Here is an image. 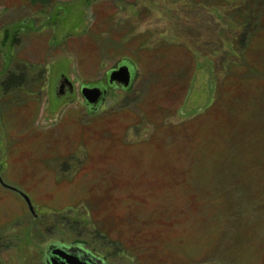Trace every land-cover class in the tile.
Segmentation results:
<instances>
[{
    "label": "rangeland",
    "instance_id": "1",
    "mask_svg": "<svg viewBox=\"0 0 264 264\" xmlns=\"http://www.w3.org/2000/svg\"><path fill=\"white\" fill-rule=\"evenodd\" d=\"M49 1L0 0V72L41 76L19 118L0 113L2 180L36 207L0 190V264H46L52 244L106 264H264V0ZM243 5L257 17L239 30ZM125 63L129 88L89 113L82 87ZM61 76L73 91L55 96Z\"/></svg>",
    "mask_w": 264,
    "mask_h": 264
},
{
    "label": "flooded vegetation",
    "instance_id": "2",
    "mask_svg": "<svg viewBox=\"0 0 264 264\" xmlns=\"http://www.w3.org/2000/svg\"><path fill=\"white\" fill-rule=\"evenodd\" d=\"M126 65H128L129 67H131L130 64L125 63ZM29 67V65H26ZM15 70L13 71L12 68H8L6 70H4V72H0V76L2 75V77H0V113H4L5 114V118H6V122L10 123V120L15 119V118H19L18 117V112L15 113L16 110L20 109L23 107V105L25 103H27L26 101H37L36 100V96L40 94L41 90H38V88L36 87V84H29L30 82L36 83L38 79L41 78V76L39 75H35L33 76V78H28L27 76V71H22L21 69L18 68V65H14ZM31 67V66H30ZM29 67V68H30ZM27 68V67H26ZM4 69V68H3ZM34 72L36 71V68H33ZM42 74V73H41ZM133 72H132V79H133ZM14 80V82H12ZM41 80V79H40ZM30 81V82H29ZM109 80L107 79L106 84H99L93 87H98L102 93H104V95L101 96V98L98 100V102L96 103V105H89L86 103L85 101V108H87L89 110V113H93V112H97L99 108H101V106L105 105L106 103L110 102V100L112 99V96H110V93H114L111 92L110 89H112V91H116V89H120V85L117 83H113L112 85H110V83H108ZM70 81L66 78H64L63 76L57 78L55 80V83L53 85V91L55 96L61 94H65V93H71L73 91V86L70 87ZM30 96L28 98V100L25 101H21L20 97L21 96ZM20 100V102H19ZM20 103H23L20 105ZM109 105V103H108ZM14 110V113H13ZM1 118V117H0ZM15 138L14 136H11L9 138V143L12 142V139ZM15 140V139H14ZM0 170H1V165H0ZM14 188L17 189L15 187H12L8 184H6L3 180H2V173L0 172V190H6L9 191L10 193H14L16 195H18L19 198H21L23 204H25V207L27 208V204L26 202H24L25 200L21 197V195L13 190H11L10 188ZM19 190V189H17ZM22 191V190H20ZM19 191V192H20ZM25 195H27L29 197L28 194H26L24 191H22ZM36 209V207L34 206V210ZM37 216V215H36ZM34 216V218L36 219L37 217ZM3 238H0V244H2L3 242ZM6 242L9 241L5 240ZM5 246H7L8 243H3ZM3 245V246H4ZM1 246V245H0ZM83 251L82 256L85 255V262L87 264H106L105 260L101 257H99L98 255H94L93 251L91 252L90 250H86L83 248H80ZM79 252V251H77ZM51 261V260H50ZM58 264H60V262H58Z\"/></svg>",
    "mask_w": 264,
    "mask_h": 264
},
{
    "label": "water",
    "instance_id": "3",
    "mask_svg": "<svg viewBox=\"0 0 264 264\" xmlns=\"http://www.w3.org/2000/svg\"><path fill=\"white\" fill-rule=\"evenodd\" d=\"M108 80L110 85L113 83L119 84L124 89L129 88L132 82V67H129L126 64L120 65L117 69L110 72L108 76ZM72 87V84H69ZM81 94L89 105H96L98 100L101 98L104 93L98 87H82ZM10 188V187H9ZM11 190L19 193L21 197L25 200L30 212L34 213V207L30 201V198L25 195L22 191L10 188ZM79 251V253L83 254V251L80 248H66L65 246L52 244L47 248L46 253V264H87L85 262V255L80 257L75 252ZM51 260V261H50Z\"/></svg>",
    "mask_w": 264,
    "mask_h": 264
},
{
    "label": "trees",
    "instance_id": "4",
    "mask_svg": "<svg viewBox=\"0 0 264 264\" xmlns=\"http://www.w3.org/2000/svg\"><path fill=\"white\" fill-rule=\"evenodd\" d=\"M29 2H31V4L32 5H36V4H38V3H43V5H47L48 3H50V1L49 0H28ZM39 1V2H38ZM174 1H176V2H178V3H181V4H187V2H189V1H191V2H195V3H200V2H202V3H204V2H206V1H209V0H174ZM214 1H217L218 3L220 2V3H222V0H214ZM226 1H228V0H226ZM236 2H235V4H232V5H234L233 7H229V5L230 4H228V3H230V2H232L233 3V0H231L230 2H228L227 4H223L222 5V7L220 6V8H223V9H228L229 11H234L237 7H239V9L241 8V5L239 6H237V4L236 3H238V1L239 0H235ZM242 1V0H241ZM218 3H216V4H218ZM40 5V4H39ZM188 5V4H187ZM42 6V5H41ZM243 7H245V9H247L246 11H248V12H244V13H241V12H235V18L233 17V22H230V25L232 26V27H236L237 29H239V27L241 28H243L244 29V27L246 28V24L248 23V21H250L249 20V18L251 17L252 19H254V17L256 16L257 17V13H256V10H254L252 7H250L249 5H243ZM228 12V11H227ZM242 12H243V10H242ZM221 13V12H220ZM247 16V17H246ZM240 30V29H239ZM238 45H240L239 47H241V46H243L244 44H245V42H244V36L243 35H240L239 37H238ZM234 48V47H233ZM231 49V53L233 52V54H235L234 53V49ZM238 48V47H237ZM236 48V49H237ZM231 53H229V52H227V53H221L220 54V56H219V58L221 59L222 58V60H224L225 58H227V55H229V56H232V54ZM1 247V246H0ZM7 247V246H6ZM5 247V248H6ZM5 248H3V249H5ZM3 263H4V261L3 260H1ZM40 264H43V263H40Z\"/></svg>",
    "mask_w": 264,
    "mask_h": 264
}]
</instances>
